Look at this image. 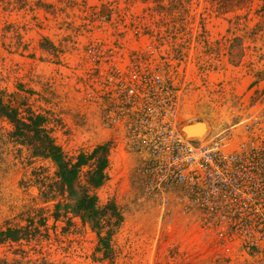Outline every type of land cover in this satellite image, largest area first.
I'll return each mask as SVG.
<instances>
[{"label":"rangeland","instance_id":"374dc122","mask_svg":"<svg viewBox=\"0 0 264 264\" xmlns=\"http://www.w3.org/2000/svg\"><path fill=\"white\" fill-rule=\"evenodd\" d=\"M255 9L243 18L245 11L218 13L210 0H26L21 8L0 2L4 99L44 116L43 128L67 157L109 145L96 206L111 202L121 217L107 258L89 222L70 207L55 209L70 201L47 196L55 190V163L15 142L0 115V229L23 227L32 217L40 231L23 246V261L264 264V202L239 225L200 208L183 185L144 187L148 152L136 115L144 101L128 103L123 94L135 71H154L175 100L179 126L206 121L209 136L264 137V25ZM88 168H81V184ZM17 248L0 244V258H21Z\"/></svg>","mask_w":264,"mask_h":264},{"label":"built area","instance_id":"2783aa9c","mask_svg":"<svg viewBox=\"0 0 264 264\" xmlns=\"http://www.w3.org/2000/svg\"><path fill=\"white\" fill-rule=\"evenodd\" d=\"M153 72L135 71L123 93L128 103L144 101L136 111L148 152L141 169L144 187L161 191L183 185L200 208L249 224L264 202V137H187L173 119L171 92ZM258 219L264 223V213Z\"/></svg>","mask_w":264,"mask_h":264},{"label":"trees","instance_id":"16d2710c","mask_svg":"<svg viewBox=\"0 0 264 264\" xmlns=\"http://www.w3.org/2000/svg\"><path fill=\"white\" fill-rule=\"evenodd\" d=\"M0 2L12 5L14 8H21L24 7L26 0H0ZM210 2L220 14L245 11L243 18L253 7H256L254 13L260 18L258 24L264 25V0H210ZM236 18L240 19V16L237 15ZM22 112H25V115H21ZM0 115L12 124L11 136L15 142L27 145L32 149L34 155L49 158L55 163L57 168V180L53 183L55 190L48 188L49 195L47 196L52 199L56 195H60L70 201L66 204L58 202L55 204V209L60 205L64 211L65 207H70V211L78 215L83 222H89L96 230L99 250L108 258L109 238L120 223L121 217L111 202L99 209L96 206L94 191L105 178L104 169L107 166L109 145H97L88 153L81 152L74 157H67L43 128L44 116L35 114L30 109L28 111L27 109L21 110L19 107L11 105L4 99L2 91H0ZM84 166L89 168L84 172V183L81 184V168ZM58 216L59 212L56 211L54 218L56 219ZM37 224L46 228V219L40 217ZM102 228H106L104 235L100 234ZM39 232V226L34 225L32 217L23 227L7 226L0 229V244H18L14 253L21 257L12 260L0 258V264H53L44 258L32 261H23L22 259L27 253L23 246L38 240Z\"/></svg>","mask_w":264,"mask_h":264},{"label":"bare ground","instance_id":"6f19581e","mask_svg":"<svg viewBox=\"0 0 264 264\" xmlns=\"http://www.w3.org/2000/svg\"><path fill=\"white\" fill-rule=\"evenodd\" d=\"M189 124H192V125L186 127L188 130L187 137H189V138L195 137L199 140H203L209 134L211 127L209 126V124L206 121L194 120L192 122L188 121V123H184V125H189ZM213 129L215 130L216 128H213Z\"/></svg>","mask_w":264,"mask_h":264},{"label":"water","instance_id":"95a60500","mask_svg":"<svg viewBox=\"0 0 264 264\" xmlns=\"http://www.w3.org/2000/svg\"><path fill=\"white\" fill-rule=\"evenodd\" d=\"M191 125L192 124H189V125H181L180 126V131L183 132L185 135H187L188 130H187L186 127L191 126Z\"/></svg>","mask_w":264,"mask_h":264}]
</instances>
